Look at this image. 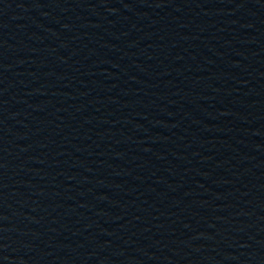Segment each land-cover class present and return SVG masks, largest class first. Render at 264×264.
<instances>
[{
	"label": "water",
	"instance_id": "95a60500",
	"mask_svg": "<svg viewBox=\"0 0 264 264\" xmlns=\"http://www.w3.org/2000/svg\"><path fill=\"white\" fill-rule=\"evenodd\" d=\"M0 264H264V0H0Z\"/></svg>",
	"mask_w": 264,
	"mask_h": 264
}]
</instances>
